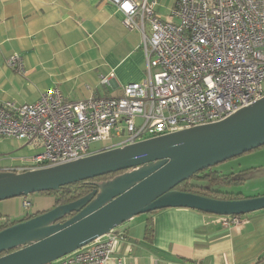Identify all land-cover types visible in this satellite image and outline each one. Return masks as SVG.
Masks as SVG:
<instances>
[{"label": "built area", "instance_id": "2783aa9c", "mask_svg": "<svg viewBox=\"0 0 264 264\" xmlns=\"http://www.w3.org/2000/svg\"><path fill=\"white\" fill-rule=\"evenodd\" d=\"M106 1L117 6L127 28L143 33L145 79L116 96L68 100L53 88L34 103L0 101V137L38 149L8 171L46 168L218 122L264 97V0H176L169 18L157 13L156 0ZM8 64L23 69L17 55ZM215 218L225 227L248 220L246 214ZM122 238L115 228L52 264H108Z\"/></svg>", "mask_w": 264, "mask_h": 264}, {"label": "crops", "instance_id": "0c3cea01", "mask_svg": "<svg viewBox=\"0 0 264 264\" xmlns=\"http://www.w3.org/2000/svg\"><path fill=\"white\" fill-rule=\"evenodd\" d=\"M156 1L157 13L169 18L176 0ZM122 19L106 0H0V101L34 103L53 88L68 100L116 96L126 84L143 81V33ZM146 32L151 33L149 22ZM14 55L22 70L8 64ZM105 76L109 82L102 83ZM37 152L21 140L0 137V171L29 162ZM55 205V195L39 192L1 200L0 214L21 220ZM151 216V239L146 238L148 213L117 227L123 238L108 264H119V258L122 264H264V209L233 227L186 207L159 209Z\"/></svg>", "mask_w": 264, "mask_h": 264}, {"label": "water", "instance_id": "95a60500", "mask_svg": "<svg viewBox=\"0 0 264 264\" xmlns=\"http://www.w3.org/2000/svg\"><path fill=\"white\" fill-rule=\"evenodd\" d=\"M264 146V97L227 118L24 172L0 171V201L125 172L83 197L0 230V264H50L133 217L169 207L214 215L264 209V195L217 199L176 187Z\"/></svg>", "mask_w": 264, "mask_h": 264}, {"label": "trees", "instance_id": "16d2710c", "mask_svg": "<svg viewBox=\"0 0 264 264\" xmlns=\"http://www.w3.org/2000/svg\"><path fill=\"white\" fill-rule=\"evenodd\" d=\"M264 147V146H262ZM259 147V148H262ZM257 148V149H259ZM254 151V150H252ZM249 151V152H252ZM125 172L119 171L116 173H110L103 176H98L92 179H88L85 181H79L73 184H69L66 186H63L59 188L58 190H51V191H44L41 193L45 194H53L56 196V205L71 202L74 200H77L84 195L92 192L94 189L98 187L99 183H102L106 180L112 179L115 176ZM194 181V182H192ZM210 182L213 185H222V186H239L244 185L246 179L244 177H236L235 172L231 171L229 173H224L222 171H218L214 169V167L207 168L203 171L197 172L194 174L191 178L188 180L180 183L176 189L180 191H188L193 192L196 194L217 198V199H240L244 198L243 193L239 191H231L227 189H217L210 185H205L202 182ZM40 212H37L35 214H28L21 220H12L8 216H3L0 214V230L9 227L19 221L29 219L35 215H37ZM154 211L149 212L148 214L150 217L147 219L146 222V238L151 239L153 236V220H152V214Z\"/></svg>", "mask_w": 264, "mask_h": 264}, {"label": "rangeland", "instance_id": "374dc122", "mask_svg": "<svg viewBox=\"0 0 264 264\" xmlns=\"http://www.w3.org/2000/svg\"><path fill=\"white\" fill-rule=\"evenodd\" d=\"M94 146L98 148L103 146V144L99 142ZM261 150H264V147L255 149L252 152L244 153L214 166V169L218 171H222L224 173L234 171L236 177H244L246 179L244 185L227 187L222 185H213L206 181H203L202 183L217 189L220 188L242 192L243 197L264 195V153H261Z\"/></svg>", "mask_w": 264, "mask_h": 264}]
</instances>
